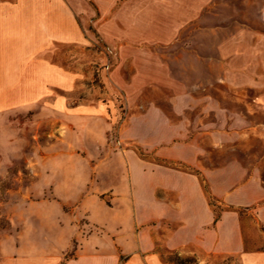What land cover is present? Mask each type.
I'll use <instances>...</instances> for the list:
<instances>
[{"label": "rangeland", "instance_id": "374dc122", "mask_svg": "<svg viewBox=\"0 0 264 264\" xmlns=\"http://www.w3.org/2000/svg\"><path fill=\"white\" fill-rule=\"evenodd\" d=\"M51 7L81 40L0 71V262L264 264V0H0Z\"/></svg>", "mask_w": 264, "mask_h": 264}, {"label": "crops", "instance_id": "0c3cea01", "mask_svg": "<svg viewBox=\"0 0 264 264\" xmlns=\"http://www.w3.org/2000/svg\"><path fill=\"white\" fill-rule=\"evenodd\" d=\"M98 2V0H95ZM15 11L19 12L20 16H28L31 13V9H7L0 8V71L7 72L14 70H10L9 63L7 61L6 55H9V40L10 38L16 37L14 32H19L17 41H29L24 43H30V47L40 48L42 40L45 41L46 46H48L51 39L62 40L65 42H77L81 40V33L79 27L72 16L73 12L68 11L63 7H51L46 9H35L34 16L37 17V21L34 24H25V18L19 23L15 24L11 18V16L15 15ZM66 13V14H64ZM47 16V18L42 21L38 18V16ZM263 16H264V7H263ZM14 40V39H13ZM15 41V40H14ZM17 44V48H13L11 56H18L19 49L21 48V44ZM29 47V48H30ZM28 48V49H29ZM9 62V63H8ZM14 63V61H11ZM10 63V64H12ZM15 66L18 68V63H15ZM46 68V67H45ZM36 75V74H35ZM38 78V77H37ZM53 84H58L57 79L54 77L53 80L50 79ZM50 81V82H51ZM5 83H2V87L0 89H5ZM200 174V173H199ZM209 182L211 186L209 191L210 196L214 198L217 197V188L214 185L213 181L209 177ZM243 190L245 192V196L243 198L246 202L254 201L258 198L256 197V189L249 184L243 185ZM218 219V218H217ZM214 218L213 224L218 225V221ZM180 236V235H179ZM179 239V238H178ZM109 253V254H108ZM111 252H107L105 250L96 251L92 253L83 252L77 257L70 259L65 262H61V258L57 256L49 257V258H30V257H17V258H9L2 260L0 264H119V257L116 254H110Z\"/></svg>", "mask_w": 264, "mask_h": 264}, {"label": "trees", "instance_id": "16d2710c", "mask_svg": "<svg viewBox=\"0 0 264 264\" xmlns=\"http://www.w3.org/2000/svg\"><path fill=\"white\" fill-rule=\"evenodd\" d=\"M218 220V219H217Z\"/></svg>", "mask_w": 264, "mask_h": 264}]
</instances>
